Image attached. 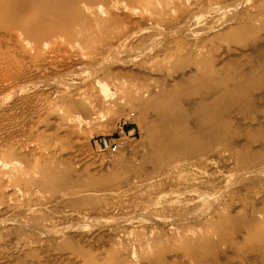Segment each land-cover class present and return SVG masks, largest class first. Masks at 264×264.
Masks as SVG:
<instances>
[{
	"label": "rangeland",
	"instance_id": "obj_1",
	"mask_svg": "<svg viewBox=\"0 0 264 264\" xmlns=\"http://www.w3.org/2000/svg\"><path fill=\"white\" fill-rule=\"evenodd\" d=\"M0 264H264V0H0Z\"/></svg>",
	"mask_w": 264,
	"mask_h": 264
},
{
	"label": "built area",
	"instance_id": "obj_2",
	"mask_svg": "<svg viewBox=\"0 0 264 264\" xmlns=\"http://www.w3.org/2000/svg\"><path fill=\"white\" fill-rule=\"evenodd\" d=\"M120 141H118V139L116 141H114L112 143V146H111V151L115 152V151H118L119 147H120Z\"/></svg>",
	"mask_w": 264,
	"mask_h": 264
},
{
	"label": "bare ground",
	"instance_id": "obj_3",
	"mask_svg": "<svg viewBox=\"0 0 264 264\" xmlns=\"http://www.w3.org/2000/svg\"><path fill=\"white\" fill-rule=\"evenodd\" d=\"M50 63L48 62V63H46V64H44V69H48V68H50ZM61 74H59L58 76H60ZM90 79H92V78H90ZM75 81H77V80H75ZM82 82V81H81ZM93 82L94 83H96L97 82V80L96 79H93Z\"/></svg>",
	"mask_w": 264,
	"mask_h": 264
}]
</instances>
